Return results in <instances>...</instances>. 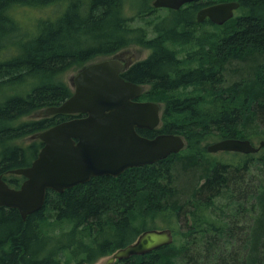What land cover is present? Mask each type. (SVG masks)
Returning <instances> with one entry per match:
<instances>
[{"label":"trees","instance_id":"obj_1","mask_svg":"<svg viewBox=\"0 0 264 264\" xmlns=\"http://www.w3.org/2000/svg\"><path fill=\"white\" fill-rule=\"evenodd\" d=\"M135 3L0 0V176L10 187L24 181L10 171L30 166L43 146L33 136L69 117L31 118L72 95L64 75L132 45L150 54L121 77L148 85L141 99L160 106L159 134L185 141L157 164L48 190L25 220L0 207V264H95L162 228L170 245L113 264H264V146L206 151L223 139L264 141V0L226 32L164 29L151 39L129 26L125 5ZM49 6L65 10L36 17L34 30L14 15Z\"/></svg>","mask_w":264,"mask_h":264},{"label":"water","instance_id":"obj_2","mask_svg":"<svg viewBox=\"0 0 264 264\" xmlns=\"http://www.w3.org/2000/svg\"><path fill=\"white\" fill-rule=\"evenodd\" d=\"M192 1L195 0H155L153 5L178 9ZM233 4L223 5L217 11H201L197 21L209 16L213 22L222 24L232 16ZM120 57L81 69L72 79V95L60 105L40 112L41 116L83 117L60 122L33 136L43 146L30 166L10 171L24 178L19 188L10 187L0 176V207L16 209L25 220L43 207L48 190L62 193L91 178H116L130 168L153 164L184 149L185 141L179 135L159 134L147 139L137 133V129L159 127L160 106L134 101L143 90L121 77ZM263 146L264 141L255 147L248 140L223 139L208 145L206 151L255 154ZM172 241L169 229L144 231L133 243L115 251L105 264L145 255Z\"/></svg>","mask_w":264,"mask_h":264},{"label":"flooded vegetation","instance_id":"obj_3","mask_svg":"<svg viewBox=\"0 0 264 264\" xmlns=\"http://www.w3.org/2000/svg\"><path fill=\"white\" fill-rule=\"evenodd\" d=\"M136 1L139 3V7H134L136 9L134 10L133 16L138 18L139 20H146V18H150L151 16H156L154 18V24H153V27L155 29L154 32L156 34H158L160 30H164V29H173L178 33L196 32V31L226 32L227 24L229 23L230 20L238 19L242 17H248L250 15L251 8L249 7V5L250 3H252V0H195L183 4L178 9H171L167 7H154L153 4L155 0H142V1L136 0ZM231 3H234L233 5H235L233 7H230L232 16L222 24H217L213 22L209 18V16H205L200 22L197 21L198 14L201 11L208 9H215L217 11L223 5L231 4ZM215 14L217 16L227 15L226 13H215ZM186 15L190 17L188 21L186 20ZM143 60H133V58L131 59L119 58L118 61L122 64V70L120 74H122L124 71L130 70L136 63ZM123 79L125 81L133 83L127 78H123ZM137 85L141 86L143 91L141 95L138 98H136L134 101L150 102L141 99L142 94L148 91L149 86L146 84H137ZM68 116L69 117L67 120L83 117V115H68ZM136 131L140 136L145 137L147 139H154L156 136L159 135L158 128L153 130L137 129ZM158 162L159 160L154 162L153 164L146 166H151L157 164ZM146 166H141V167H146ZM141 167H133V168H141Z\"/></svg>","mask_w":264,"mask_h":264},{"label":"rangeland","instance_id":"obj_4","mask_svg":"<svg viewBox=\"0 0 264 264\" xmlns=\"http://www.w3.org/2000/svg\"><path fill=\"white\" fill-rule=\"evenodd\" d=\"M136 3L131 6H127V4L125 5V16L127 18L130 19L129 21V26L131 29H143L144 33L146 34V36L148 37V39H151L152 37L155 36V32H154V18L156 16H151L150 18H146V20H139L138 18L134 17V10L136 8L134 7H139V3L134 0ZM65 10V6H49V7H45L44 9H40L39 11H37L36 9H32V8H25V7H21L18 8L14 11V15L16 16V18H18L21 22H24L25 25H23L25 27V29H29V30H34L33 27H31L34 19L37 17H46V16H57L58 14H62ZM132 19V20H131ZM31 27V29H30ZM178 51L182 50V51H186V47L183 49L182 47H177L176 48ZM150 53V49L149 48H143L139 45H132L124 50H122L121 52L117 53L114 56H111L109 58H105V59H111L114 58L115 56H121L120 58L122 59H131L133 58V60H143L145 59ZM183 53V52H181ZM181 56V54H180ZM103 59H97L92 63H96L99 61H102ZM80 68H75L73 70H70L69 72H67L64 75V79L66 80V82L69 84L72 92L74 90V85H73V81L72 79L79 73ZM40 112H37L35 114H33V116H31L32 119H39L41 117ZM226 152H220V155L223 156L225 155ZM215 156H219V153H215L213 154ZM225 159H228L229 157H224ZM159 220V219H158ZM158 223V222H157ZM159 226L163 227L164 222L159 220ZM162 229H166V228H162ZM110 256L101 258L100 260H98L95 264H105L107 259ZM60 264H63L62 262Z\"/></svg>","mask_w":264,"mask_h":264},{"label":"bare ground","instance_id":"obj_5","mask_svg":"<svg viewBox=\"0 0 264 264\" xmlns=\"http://www.w3.org/2000/svg\"><path fill=\"white\" fill-rule=\"evenodd\" d=\"M119 263V262H118Z\"/></svg>","mask_w":264,"mask_h":264}]
</instances>
